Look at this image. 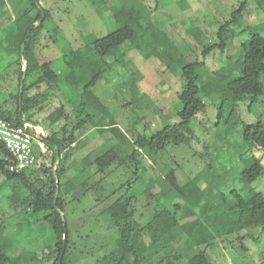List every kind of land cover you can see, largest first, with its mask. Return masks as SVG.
Returning <instances> with one entry per match:
<instances>
[{
  "label": "rangeland",
  "instance_id": "rangeland-1",
  "mask_svg": "<svg viewBox=\"0 0 264 264\" xmlns=\"http://www.w3.org/2000/svg\"><path fill=\"white\" fill-rule=\"evenodd\" d=\"M243 1L246 4L236 22L228 26V45L215 48L202 58L203 47L219 41V27L231 19V13ZM39 3L48 14L33 45V58L37 67L50 63L58 77L51 87L45 83L31 85L41 71L37 68L26 75L20 50L11 51L17 27L12 20L30 8L29 1L0 0V108L5 114L16 113L22 90L24 100L35 98L33 106L20 112L23 120L39 125L44 135L54 131L62 136L64 127L66 133L72 132L77 138L64 161L63 180L78 184L75 177H88L91 183L96 182L95 188L78 200H70V194L66 196L70 242L65 264H126L119 258L131 257L121 246L118 231L103 209L134 178L133 160L111 165L102 176L92 166L85 167L83 160L88 154L92 157L108 148L121 157L130 155L137 149L134 141L138 135H150L166 124L177 123V93L184 82L181 64L194 61H203L197 71L202 81H209L200 91L204 110L196 114L189 128L170 132L171 141L165 149L152 154L139 150L141 178L127 189L136 197L135 218L142 228L136 251L142 255V264H189V258L199 251L207 254L211 264H264V229L248 227L236 231L238 207L232 206L237 202L234 193L244 196L247 192H261L264 197V168L250 183L241 178V170L252 156L264 167V151L249 150L241 142L243 123L264 122V94L251 103L246 99L229 107L220 98L224 78L211 76V71L242 60L240 45L247 41L250 30L264 34V0ZM116 10L121 18L126 11L138 13L141 26L149 25L139 32L155 40L147 44L138 36L113 49L107 57L85 55L87 45L120 26ZM152 49L157 56L150 53ZM67 60L75 65L73 74L67 70ZM97 69L101 75L85 88L91 103L92 97L98 101L86 109L92 114L91 129L84 112L78 114L71 102L79 108L83 85ZM58 107L63 108V114L51 125L47 116ZM219 107L224 108L223 117L218 116ZM171 167L175 169L179 193L164 176ZM31 172L26 175L37 184L35 179L41 174ZM14 191V182L6 181L0 173V251L8 257V264H47L48 258L52 262L54 236L41 221L43 213L30 211L20 200L10 203L8 195ZM19 195L26 196V190L22 189ZM170 217L175 219L171 231L151 243V232L162 228ZM230 228L235 232L222 235ZM176 254L181 256L179 260Z\"/></svg>",
  "mask_w": 264,
  "mask_h": 264
},
{
  "label": "trees",
  "instance_id": "trees-1",
  "mask_svg": "<svg viewBox=\"0 0 264 264\" xmlns=\"http://www.w3.org/2000/svg\"><path fill=\"white\" fill-rule=\"evenodd\" d=\"M28 1L30 8L23 11L20 16L12 20L13 24H17V27L13 33L14 44L11 51L12 53L19 52L20 45L23 43L22 56L26 65V75L29 71L37 68L41 71L38 78L32 82L31 85L45 83L51 87L54 86L58 77L57 72L51 67L50 63L37 67V62L33 58L32 53L33 45L38 39L43 21L48 13L40 6L39 2L41 0ZM245 4L246 1H243L238 8L231 13V19L219 27L217 32L219 41L203 47L201 51L202 58L215 48L222 49L228 45L226 41L229 31L228 26L230 23L236 22L237 17L241 13ZM32 11L33 13L30 14ZM41 11L44 12V17L42 19ZM115 17L121 23L120 26L116 30L101 38L95 39L91 44L87 45L85 55L91 53L99 58L107 57L113 53V49H116L126 41L132 40L134 37L138 38V36H142L147 44L155 40L148 37L145 33L141 34L139 32L148 29L149 25L145 28L141 26V17L138 13L126 11L125 17L121 18L120 11H117L115 12ZM39 19H41L40 22H38ZM240 48L242 60L211 71L212 77L216 78V76L220 75L224 78L225 82H223L222 85L223 90L220 98L221 103L226 102L229 107L246 99H249L251 103L264 94V34L250 30L249 38L246 42H243L240 45ZM150 53L157 56V53L153 49ZM86 61L87 60L85 59L82 64L83 70H85L84 64ZM65 63L68 72L73 74L75 65L72 60H67ZM201 64H203V61L184 62L181 64V77L184 82L182 90L177 93V101L180 106V109L177 112L179 118L177 123L166 124L161 130L151 133L150 135H138L137 139L134 141L137 149L130 153V155L127 154L121 157L117 155L112 148H108L99 154L92 155V157H89L90 154H88L83 160L85 167L92 166L97 173L101 174V176L105 174L107 168L111 165L115 164L116 166H120L125 164L128 160H133L131 163L135 166L134 178L127 183L125 191L103 209V213L108 217L110 224L116 227L119 234V242L124 251L129 252L131 255L129 258L121 256L119 258L121 263L142 264L143 262L142 255L138 254L136 251L138 235L142 229L135 218L136 209L134 201L136 197L132 193L129 194L128 191L132 189L134 184L141 178L138 174L140 163L137 161L138 156H140L139 150L145 149L152 154L165 149L171 141L170 132L189 128L191 121L196 114L204 110L205 103L200 96V91L209 81H202L200 74L197 71L198 66ZM68 72L67 74H69ZM21 74L22 70L20 68V76ZM100 75L101 72L97 69L83 85L84 91L81 93L82 101L79 108H76L73 102L70 101L73 109L78 114L84 112L83 116L86 118V121L89 122L88 124L91 123L92 114L86 112V109L90 107L89 104L95 105L98 101L96 98L92 97L93 101L91 103L90 95L88 96V92L85 88L93 85ZM200 82L201 84H199ZM23 88L24 87H22V89ZM34 101L35 98L33 97L24 100L22 90L19 108L16 113L14 112V116L10 113L5 114L3 111L2 112L7 118L18 123L21 117L20 112L28 109L31 105L33 106L32 103ZM62 110V107H58L47 116L49 124L52 125L61 118L63 114ZM223 110L224 108L219 107V117H223ZM90 126L94 127L92 124H90ZM62 131V136H57L54 131H51L47 135L41 133L40 137L45 145V151H40L35 145L37 155L35 166L17 173L8 170L7 166L10 163L11 157L0 145V152L3 155V158L0 160V173L4 175L6 181H13L14 185L17 187V191L8 195L10 203L20 200L30 211L35 213L42 212L43 215L41 216V221L50 227L54 236L52 262H50V259L48 258L47 260L49 263L47 264H65L70 242L69 220L66 215V196L70 194V200H78L80 197L85 196L89 191L94 189L96 185V182L91 183L88 181V177L81 180H79L78 177H75L77 178L75 181H77L78 184H75L74 181L63 180L65 174L64 161L71 152L77 138L73 136L72 132L66 133L64 127H62ZM241 142L243 145H246L249 150L252 148H261L264 151V122L256 120L252 123H243L241 129ZM47 158H49V163H46ZM263 168L261 161L255 156H252L248 159L246 166L242 168L241 178L246 183H250L263 173ZM27 171H32L31 174H41L40 176L37 175L38 177L35 179L37 184L29 179L26 175ZM42 176H45L44 180L42 179ZM164 176L167 182H169L179 193V186L175 177V169L172 167L169 168ZM98 182L99 181H97V183ZM22 189H25L27 193L23 198L19 195ZM56 189H58L57 195H55ZM234 197L237 199V202L232 206L238 207L235 212L238 214L239 221L236 231L239 228L245 229L248 227H260L261 229H264L263 194L261 192H247L243 196L234 193ZM188 214L192 215V211L189 208ZM62 216L65 221V227L63 226ZM174 223L175 219L170 217L162 228L152 231L153 233L151 232L150 236L151 243L161 240L166 233L171 231V227ZM64 231L66 233L65 236ZM233 232H235V229L230 228L226 230L225 233L223 232L222 235ZM175 256L177 257V260L181 257L180 254H176ZM8 260L6 254L0 251V264H8ZM188 261L189 264H211V261L204 251H199L197 254L192 255Z\"/></svg>",
  "mask_w": 264,
  "mask_h": 264
},
{
  "label": "built area",
  "instance_id": "built-area-1",
  "mask_svg": "<svg viewBox=\"0 0 264 264\" xmlns=\"http://www.w3.org/2000/svg\"><path fill=\"white\" fill-rule=\"evenodd\" d=\"M40 134L41 129L37 125L21 119L16 123L0 109V145L11 157L7 166L10 172L17 173L35 166V145L40 151H45Z\"/></svg>",
  "mask_w": 264,
  "mask_h": 264
},
{
  "label": "water",
  "instance_id": "water-1",
  "mask_svg": "<svg viewBox=\"0 0 264 264\" xmlns=\"http://www.w3.org/2000/svg\"><path fill=\"white\" fill-rule=\"evenodd\" d=\"M36 1V0H35ZM44 16V12H41V17H43ZM41 21V19H39L38 20V22H40ZM22 53H23V43L20 45V54L22 55ZM22 59H23V57H22ZM23 62H24V59H23ZM57 192H58V189H56V192H55V195H57ZM54 203H55V199H54ZM57 211L60 213V211L57 209ZM61 214V213H60ZM62 215V214H61ZM62 220H63V226L65 227V221H64V218H63V216H62ZM65 231H64V236H65Z\"/></svg>",
  "mask_w": 264,
  "mask_h": 264
},
{
  "label": "crops",
  "instance_id": "crops-1",
  "mask_svg": "<svg viewBox=\"0 0 264 264\" xmlns=\"http://www.w3.org/2000/svg\"><path fill=\"white\" fill-rule=\"evenodd\" d=\"M0 109L2 110V108H0ZM2 111H3V110H2ZM12 116H14V114H13ZM20 119L23 120L22 117H20ZM23 121H24V120H23ZM28 122H29V121H28ZM35 125H37V124H35ZM37 126H38L39 128H41L39 125H37ZM90 128L92 129V127H90Z\"/></svg>",
  "mask_w": 264,
  "mask_h": 264
}]
</instances>
